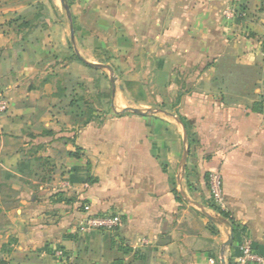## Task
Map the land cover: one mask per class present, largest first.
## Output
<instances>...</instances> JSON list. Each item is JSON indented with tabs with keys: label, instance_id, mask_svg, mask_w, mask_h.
<instances>
[{
	"label": "crops",
	"instance_id": "1",
	"mask_svg": "<svg viewBox=\"0 0 264 264\" xmlns=\"http://www.w3.org/2000/svg\"><path fill=\"white\" fill-rule=\"evenodd\" d=\"M66 3L70 18L60 0H0V257L236 264L248 242L264 259V0ZM76 57L110 67L114 85ZM222 59L257 72L254 92L227 101L212 82ZM210 173L227 225L203 213ZM116 214L114 230H77Z\"/></svg>",
	"mask_w": 264,
	"mask_h": 264
},
{
	"label": "built area",
	"instance_id": "2",
	"mask_svg": "<svg viewBox=\"0 0 264 264\" xmlns=\"http://www.w3.org/2000/svg\"><path fill=\"white\" fill-rule=\"evenodd\" d=\"M234 9L228 8L223 11V16L231 18L234 16ZM4 110L3 104H0V112ZM208 187L210 191V200L217 207L218 212H223V197L221 178L218 173H210L208 176ZM121 223L119 215H92L87 216L79 222L78 232L88 233L97 230H114ZM236 264H264V259L252 250L248 242H242L239 246V254Z\"/></svg>",
	"mask_w": 264,
	"mask_h": 264
},
{
	"label": "rangeland",
	"instance_id": "3",
	"mask_svg": "<svg viewBox=\"0 0 264 264\" xmlns=\"http://www.w3.org/2000/svg\"><path fill=\"white\" fill-rule=\"evenodd\" d=\"M220 66L221 67L218 73L219 81L217 83L224 85V88H226L224 89L227 91L225 94L226 99L231 100L235 98L238 100L243 96L250 95L252 92H254L259 81V76L256 71L239 69L234 66V62L228 59H222L220 61ZM102 73L106 74L107 77L109 76V73L107 71H102ZM104 79H106V77H104ZM143 98H146V101L149 104L154 105V91L147 89V91L144 92ZM103 115L104 112L101 113L100 117H102ZM204 204L205 206H207V208H209L211 212L210 214L212 216H214L219 221H225L223 219V216L220 215V213L217 211V207L214 206L211 200H208V202H204Z\"/></svg>",
	"mask_w": 264,
	"mask_h": 264
},
{
	"label": "water",
	"instance_id": "4",
	"mask_svg": "<svg viewBox=\"0 0 264 264\" xmlns=\"http://www.w3.org/2000/svg\"><path fill=\"white\" fill-rule=\"evenodd\" d=\"M60 2H61V5H62L63 9L66 12L67 17L70 18V11H69V7H68V5L66 3V0H60ZM70 37H71V41L74 42V31H73L72 26H70ZM83 62L86 65H88L89 67L107 70L109 72V75H110V81L114 85V81L112 79V70L110 69V67H108L106 65L88 63V62H85V61H83ZM126 110L127 111H131V112L136 113V114H141V115L148 114V113H155L156 112L155 110H151V109H147V110L142 111V110H139V109H136V108H127ZM183 131H184L185 149H184V153H183L182 161H181V165H180V170H181L180 176L181 177L183 176V174L185 172V168H186L185 163H186V158H187V154H188V148H187V145H186L187 138H186V130H185V128H183ZM179 184H180V181H179ZM203 213L210 221H212V222H214V223H216L218 225H227L228 224V221L226 219H224V218L223 219L225 221H219L216 218L210 216L205 211H203ZM231 242H232V235H230L228 241L224 244L223 249H225L226 247H229ZM221 261H222V263H224L223 258H222Z\"/></svg>",
	"mask_w": 264,
	"mask_h": 264
},
{
	"label": "trees",
	"instance_id": "5",
	"mask_svg": "<svg viewBox=\"0 0 264 264\" xmlns=\"http://www.w3.org/2000/svg\"><path fill=\"white\" fill-rule=\"evenodd\" d=\"M243 1H245V0H241V2H243ZM241 9H242L241 7H238L237 10H241ZM76 59H77L78 62L84 64L83 61H81L79 58L76 57ZM218 73H216V75L213 78L212 82H213L214 86L218 87L219 89L224 90V89H226V88H224V85L217 83L219 81V79H218ZM125 87H126V90L132 95V97H134L136 99H143L144 91L136 83H134V82H125ZM224 91H225V93L227 92L226 90H224ZM228 100L229 99H227V101ZM223 101H225V100L223 99ZM252 111H254V112H261L262 111V109H261V102H255L253 104V106H252ZM78 152L79 151H76L74 153H71V154H69V156L74 157V158H78L79 157V153ZM220 214L224 218H227V214L226 213L221 212ZM236 229H237V227H234V225L232 223V231H233L234 234L236 232ZM0 264H7V262L3 258L0 257ZM228 264H234V263L229 262Z\"/></svg>",
	"mask_w": 264,
	"mask_h": 264
}]
</instances>
